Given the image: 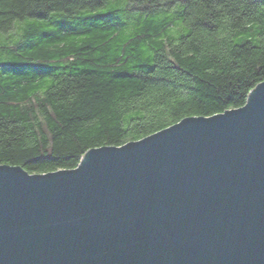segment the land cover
I'll return each instance as SVG.
<instances>
[{"label": "trees", "instance_id": "1", "mask_svg": "<svg viewBox=\"0 0 264 264\" xmlns=\"http://www.w3.org/2000/svg\"><path fill=\"white\" fill-rule=\"evenodd\" d=\"M264 80V0H0V164L75 167Z\"/></svg>", "mask_w": 264, "mask_h": 264}, {"label": "water", "instance_id": "2", "mask_svg": "<svg viewBox=\"0 0 264 264\" xmlns=\"http://www.w3.org/2000/svg\"><path fill=\"white\" fill-rule=\"evenodd\" d=\"M0 264H264V80L73 168L0 164Z\"/></svg>", "mask_w": 264, "mask_h": 264}]
</instances>
